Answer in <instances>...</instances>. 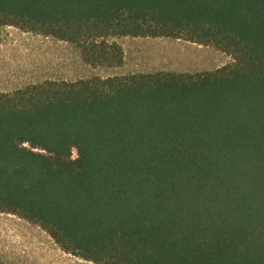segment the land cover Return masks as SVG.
I'll return each mask as SVG.
<instances>
[{
  "label": "trees",
  "instance_id": "1",
  "mask_svg": "<svg viewBox=\"0 0 264 264\" xmlns=\"http://www.w3.org/2000/svg\"><path fill=\"white\" fill-rule=\"evenodd\" d=\"M5 26L93 66L128 36L233 62L0 92V213L96 264H264V0H0Z\"/></svg>",
  "mask_w": 264,
  "mask_h": 264
},
{
  "label": "rangeland",
  "instance_id": "2",
  "mask_svg": "<svg viewBox=\"0 0 264 264\" xmlns=\"http://www.w3.org/2000/svg\"><path fill=\"white\" fill-rule=\"evenodd\" d=\"M124 53L117 67L93 66L81 47L13 26L0 27V92L13 93L47 80L75 82L157 72L199 74L229 65L233 58L213 46L184 39L115 37ZM77 157L74 150L73 158ZM0 261L5 264H96L64 252L40 226L0 213Z\"/></svg>",
  "mask_w": 264,
  "mask_h": 264
}]
</instances>
